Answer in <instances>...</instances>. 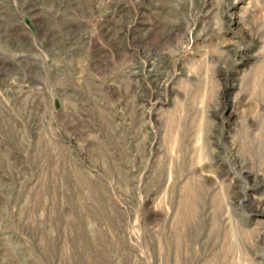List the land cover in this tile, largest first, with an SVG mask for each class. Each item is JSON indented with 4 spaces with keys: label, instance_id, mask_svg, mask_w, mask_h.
<instances>
[{
    "label": "rangeland",
    "instance_id": "1",
    "mask_svg": "<svg viewBox=\"0 0 264 264\" xmlns=\"http://www.w3.org/2000/svg\"><path fill=\"white\" fill-rule=\"evenodd\" d=\"M0 264H264V0H0Z\"/></svg>",
    "mask_w": 264,
    "mask_h": 264
}]
</instances>
